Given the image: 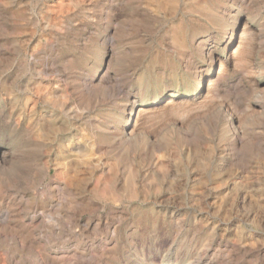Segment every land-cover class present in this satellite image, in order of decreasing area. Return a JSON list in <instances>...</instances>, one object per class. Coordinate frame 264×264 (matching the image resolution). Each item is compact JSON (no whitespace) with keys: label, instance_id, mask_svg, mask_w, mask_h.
Wrapping results in <instances>:
<instances>
[{"label":"rangeland","instance_id":"rangeland-1","mask_svg":"<svg viewBox=\"0 0 264 264\" xmlns=\"http://www.w3.org/2000/svg\"><path fill=\"white\" fill-rule=\"evenodd\" d=\"M0 264H264V0H0Z\"/></svg>","mask_w":264,"mask_h":264},{"label":"bare ground","instance_id":"bare-ground-1","mask_svg":"<svg viewBox=\"0 0 264 264\" xmlns=\"http://www.w3.org/2000/svg\"><path fill=\"white\" fill-rule=\"evenodd\" d=\"M235 27V26H234ZM231 44V43H230ZM233 44V43H232ZM246 49V48H245ZM235 52V51H234ZM237 53V52H236ZM239 53V52H238ZM234 54V53H233ZM233 57H235V56H233ZM216 61V60H215ZM217 67V66H216ZM202 81V80H201ZM134 124V123H133ZM131 128V127H130ZM122 129V128H121ZM128 134V133H127ZM130 139V138H129ZM128 139V140H129ZM126 140V139H125Z\"/></svg>","mask_w":264,"mask_h":264}]
</instances>
